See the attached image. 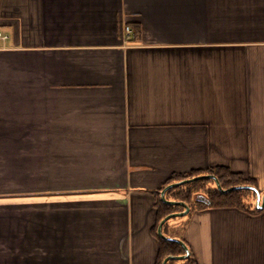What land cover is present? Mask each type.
<instances>
[{
	"label": "crops",
	"instance_id": "1",
	"mask_svg": "<svg viewBox=\"0 0 264 264\" xmlns=\"http://www.w3.org/2000/svg\"><path fill=\"white\" fill-rule=\"evenodd\" d=\"M0 30V264H156L174 174L264 193V0H0ZM208 206L167 236L264 264V209Z\"/></svg>",
	"mask_w": 264,
	"mask_h": 264
},
{
	"label": "trees",
	"instance_id": "2",
	"mask_svg": "<svg viewBox=\"0 0 264 264\" xmlns=\"http://www.w3.org/2000/svg\"><path fill=\"white\" fill-rule=\"evenodd\" d=\"M202 175H213L219 181L224 190H228L232 187L238 186H254L257 187L255 181L244 177V175L232 172L226 167H216L205 171H194L188 174H174L166 185L162 188L164 190L170 184L181 182L183 180L192 179ZM157 194L156 210H157V223L154 227V235L157 237L160 243L159 253L156 264H162L164 259L168 256H182L185 254L183 247L177 242H171L161 239L158 236L157 230L159 223L168 215L174 213L184 212L185 208L180 205L172 206L164 203L160 197V193ZM204 196L209 202L211 207L221 208H239L247 212L258 214L261 210H258L255 206L256 194L250 190H234L230 193L224 194L220 192L217 185L212 179L198 180L186 185L171 189L167 191L166 198L170 201L183 202L190 206V212L200 211L208 208L209 204L200 201L198 196ZM175 219V218H174ZM171 219L165 223L163 227V233L167 236L166 230L169 223L174 220ZM169 237V236H167ZM172 237V236H171ZM181 262L182 264H196L192 255L187 260L176 261L171 260L167 264H175Z\"/></svg>",
	"mask_w": 264,
	"mask_h": 264
},
{
	"label": "water",
	"instance_id": "3",
	"mask_svg": "<svg viewBox=\"0 0 264 264\" xmlns=\"http://www.w3.org/2000/svg\"><path fill=\"white\" fill-rule=\"evenodd\" d=\"M203 179H212V180H214L216 185H217L218 190L220 192L224 193V194L230 193V192H232L234 190H250V191H253V192H255V194L257 196L256 208L258 210L264 209V193H261L258 188L254 187V186H238V187H232V188H230L228 190H224L222 188L221 184H220V181L213 175L198 176V177H195V178H192V179H187V180H183L181 182H177V183H173V184L168 185L167 187L164 188V190L161 191V199H162V201L164 203H166L168 205H172V206H176V205L183 206L185 208V211L184 212H180V213H174V214H171V215H168L167 217H165L159 223L157 233H158V236L161 239H163V240L171 241V242H177L178 244H180L183 247V249L185 250V254L182 255V256H168V257H166L164 259L162 264H167L171 260L184 261V260H187L190 257V255H191L190 249L188 248V246L186 245L185 242H183L182 240H180L178 238L167 237L163 233V227H164L166 222H168L169 220L174 219V218L184 217L187 214H189V212H190V206L188 204L183 203V202L170 201V200H168L166 198V193H167V191H169L171 189H174V188H177V187H180V186H183V185H186L188 183H192V182H195V181H198V180H203ZM199 197H201V198H199ZM202 198H205V197L204 196H200V195L198 196V199L200 201H203ZM205 202H207L210 205V202L207 199H206Z\"/></svg>",
	"mask_w": 264,
	"mask_h": 264
},
{
	"label": "built area",
	"instance_id": "4",
	"mask_svg": "<svg viewBox=\"0 0 264 264\" xmlns=\"http://www.w3.org/2000/svg\"><path fill=\"white\" fill-rule=\"evenodd\" d=\"M125 32H126L127 35H130L131 34V29L129 27H127L126 30H125ZM5 38L6 37L3 36V34L1 32V30H0V39H5Z\"/></svg>",
	"mask_w": 264,
	"mask_h": 264
},
{
	"label": "rangeland",
	"instance_id": "5",
	"mask_svg": "<svg viewBox=\"0 0 264 264\" xmlns=\"http://www.w3.org/2000/svg\"><path fill=\"white\" fill-rule=\"evenodd\" d=\"M175 264H182L181 262H177V263H175Z\"/></svg>",
	"mask_w": 264,
	"mask_h": 264
}]
</instances>
